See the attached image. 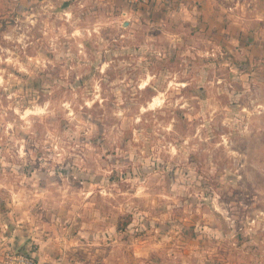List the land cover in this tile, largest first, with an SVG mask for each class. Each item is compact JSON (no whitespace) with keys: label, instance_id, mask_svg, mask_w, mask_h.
Listing matches in <instances>:
<instances>
[{"label":"rangeland","instance_id":"obj_1","mask_svg":"<svg viewBox=\"0 0 264 264\" xmlns=\"http://www.w3.org/2000/svg\"><path fill=\"white\" fill-rule=\"evenodd\" d=\"M113 1L0 0V212L83 264H264V0Z\"/></svg>","mask_w":264,"mask_h":264},{"label":"crops","instance_id":"obj_2","mask_svg":"<svg viewBox=\"0 0 264 264\" xmlns=\"http://www.w3.org/2000/svg\"><path fill=\"white\" fill-rule=\"evenodd\" d=\"M112 3L121 10L122 16L127 17L124 22L131 26L133 14L131 9L135 5L128 0H114ZM214 5V0H159L146 2L139 7H141V14L146 13L149 20H152L156 18L155 15L161 12L160 10L166 8L170 10L178 9L182 13L185 10L184 14H188L186 12L188 11L190 12L189 16L187 15L188 17H191L192 13L197 12L196 10L206 16L212 11L211 8ZM133 9H136V6ZM139 12H135L137 17L140 15ZM210 15L211 18L213 14ZM135 18L136 16L133 19ZM137 19L139 20V18ZM244 22L241 17V20H239V52H242L243 56L247 54L250 57L254 54H264V38L254 41L249 38L248 35L253 32H247ZM261 31L262 29H259L257 35H260ZM248 42H251V45L247 46ZM5 218L3 213L0 212V264L5 252L9 250L26 251L39 264H83L79 259L72 256V251L76 250V248L72 247L66 233H62L61 228L55 226L52 229L47 226L37 225L31 216H26V220L23 223L18 221L14 222V224L13 222L11 224ZM17 220H20V218L17 217Z\"/></svg>","mask_w":264,"mask_h":264},{"label":"built area","instance_id":"obj_3","mask_svg":"<svg viewBox=\"0 0 264 264\" xmlns=\"http://www.w3.org/2000/svg\"><path fill=\"white\" fill-rule=\"evenodd\" d=\"M133 5H141L149 1H159V0H128ZM1 264H39L34 257H32L26 251H6Z\"/></svg>","mask_w":264,"mask_h":264},{"label":"bare ground","instance_id":"obj_4","mask_svg":"<svg viewBox=\"0 0 264 264\" xmlns=\"http://www.w3.org/2000/svg\"><path fill=\"white\" fill-rule=\"evenodd\" d=\"M147 84V83H146ZM156 100V99H155ZM157 101V100H156Z\"/></svg>","mask_w":264,"mask_h":264},{"label":"flooded vegetation","instance_id":"obj_5","mask_svg":"<svg viewBox=\"0 0 264 264\" xmlns=\"http://www.w3.org/2000/svg\"><path fill=\"white\" fill-rule=\"evenodd\" d=\"M145 85H147V84H145Z\"/></svg>","mask_w":264,"mask_h":264}]
</instances>
